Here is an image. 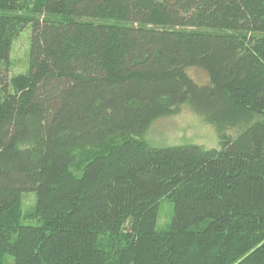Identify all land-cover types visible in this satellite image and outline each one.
Segmentation results:
<instances>
[{"label": "trees", "instance_id": "trees-1", "mask_svg": "<svg viewBox=\"0 0 264 264\" xmlns=\"http://www.w3.org/2000/svg\"><path fill=\"white\" fill-rule=\"evenodd\" d=\"M185 104L217 149L142 140ZM0 264H264V0H0Z\"/></svg>", "mask_w": 264, "mask_h": 264}, {"label": "rangeland", "instance_id": "rangeland-1", "mask_svg": "<svg viewBox=\"0 0 264 264\" xmlns=\"http://www.w3.org/2000/svg\"><path fill=\"white\" fill-rule=\"evenodd\" d=\"M29 37L30 30L26 29L13 43L9 58V77L23 74L27 69ZM192 75L199 82L205 81L204 75L198 71H193ZM239 132L235 128L228 129L225 135L234 138ZM219 134L215 126L204 122L189 104H185L174 115L154 121L142 140L152 148L191 145L211 150L218 148ZM33 202L32 195L24 196L23 210L31 208ZM171 212L172 205L169 202L160 203L157 228H162L169 222Z\"/></svg>", "mask_w": 264, "mask_h": 264}]
</instances>
